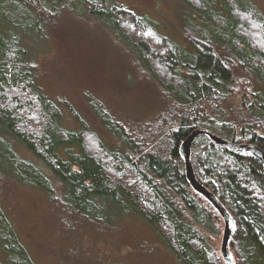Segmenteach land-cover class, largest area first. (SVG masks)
I'll use <instances>...</instances> for the list:
<instances>
[{
  "label": "trees",
  "instance_id": "16d2710c",
  "mask_svg": "<svg viewBox=\"0 0 264 264\" xmlns=\"http://www.w3.org/2000/svg\"><path fill=\"white\" fill-rule=\"evenodd\" d=\"M185 1L205 22L190 28L194 52L123 6L105 13L165 97L157 118L139 125L123 123L106 104L91 109L126 144L110 149L87 124L65 130L60 106L35 85L21 42L3 30L7 22L39 30L40 17L53 22L59 14L60 0H0V178L42 190L56 209L58 264H225L217 242L225 222L191 185L180 149L207 130L264 151V16L252 1L224 0L225 12L212 0ZM192 145L198 184L234 218L236 264H264L263 163L204 134ZM0 236L5 264H39L1 210Z\"/></svg>",
  "mask_w": 264,
  "mask_h": 264
},
{
  "label": "rangeland",
  "instance_id": "374dc122",
  "mask_svg": "<svg viewBox=\"0 0 264 264\" xmlns=\"http://www.w3.org/2000/svg\"><path fill=\"white\" fill-rule=\"evenodd\" d=\"M212 1L225 12L224 0ZM244 1H252L264 16V0ZM60 2L62 7L59 14L53 16V22L39 18V30L28 29V25L12 26L9 22L3 30L9 26L12 36L21 42L23 61L29 65V73L41 94L50 103L57 102L60 106L59 121L65 130L79 133L82 123L87 124L100 134L110 149L124 148L126 144L118 134L106 130L105 124L95 114H90L91 109L102 108L101 105L106 104L123 123L139 125L157 118L160 98L165 97L161 95L160 82L150 71H145L133 46L121 37L114 20L106 17L105 13L111 6H123L147 18L161 35L190 52H194L190 45V28L199 29L205 22L185 0ZM22 155L30 158L32 163L38 161L26 150ZM0 195V210L11 219L35 261L58 264L55 257L61 245L57 214L45 193L38 188H22L0 178ZM145 225L148 231L143 224L142 233L153 242L155 232L149 224ZM223 227L217 240L218 249L222 243ZM99 249L107 251L102 245ZM91 255L94 257V252ZM5 258V239L2 237L0 263L5 264Z\"/></svg>",
  "mask_w": 264,
  "mask_h": 264
},
{
  "label": "water",
  "instance_id": "95a60500",
  "mask_svg": "<svg viewBox=\"0 0 264 264\" xmlns=\"http://www.w3.org/2000/svg\"><path fill=\"white\" fill-rule=\"evenodd\" d=\"M204 134L208 137L212 138L218 145L223 146L225 149H227L229 152L233 153H250L255 157H258V159L261 160V162L264 165V151L258 147L257 145H251V144H239L235 142H231L227 140L224 137H218L215 134H213L211 131L207 130H197V132L192 133L181 146V154L186 162V173H188V179L193 186V188L198 191L199 193H202L204 196L207 197V199L213 204L214 207L219 211L221 217L223 218L225 222V232L222 239V244L220 248V252L222 253V256L224 258L225 264H236L233 255L230 251V238L234 233V226L235 221L234 218L231 217L229 211L226 207L222 205V203L219 201L218 197L210 193L208 190H206L201 184H198L195 173L193 172L192 162H191V146L193 142L195 141L197 135Z\"/></svg>",
  "mask_w": 264,
  "mask_h": 264
},
{
  "label": "bare ground",
  "instance_id": "6f19581e",
  "mask_svg": "<svg viewBox=\"0 0 264 264\" xmlns=\"http://www.w3.org/2000/svg\"><path fill=\"white\" fill-rule=\"evenodd\" d=\"M193 144H194V142H193ZM193 146V145H192ZM192 149V148H191Z\"/></svg>",
  "mask_w": 264,
  "mask_h": 264
}]
</instances>
